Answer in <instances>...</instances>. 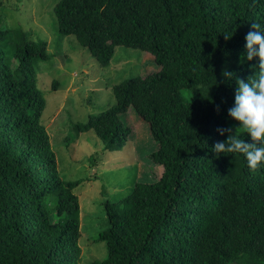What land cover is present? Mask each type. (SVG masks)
Segmentation results:
<instances>
[{
	"label": "trees",
	"instance_id": "trees-1",
	"mask_svg": "<svg viewBox=\"0 0 264 264\" xmlns=\"http://www.w3.org/2000/svg\"><path fill=\"white\" fill-rule=\"evenodd\" d=\"M53 18L102 67L117 46L150 53L159 67L115 85L114 106L73 125L104 151L121 150L131 135L122 116L133 108L158 145L150 160L163 167L158 180L105 202L109 227L97 240L107 257L91 264H264V168L212 151L226 139L218 128L238 126L227 116L236 83L221 72L246 80L256 71L244 38L264 24V0H60ZM50 58L45 41L0 24V264L82 260L81 181L62 178L43 121L37 74Z\"/></svg>",
	"mask_w": 264,
	"mask_h": 264
},
{
	"label": "rangeland",
	"instance_id": "rangeland-1",
	"mask_svg": "<svg viewBox=\"0 0 264 264\" xmlns=\"http://www.w3.org/2000/svg\"><path fill=\"white\" fill-rule=\"evenodd\" d=\"M59 1L0 0V24L8 29L23 28L34 40L48 44L51 58L39 64L37 74L38 87L46 100L43 121L62 178L81 181L75 190L81 209V264H91L107 257L105 242L97 240L109 227L105 202L127 197L138 181L158 180L163 167L150 160L158 145L148 124L133 108L122 116L131 135L121 150L104 151L92 131L77 135L73 125L86 123L90 116L114 106L115 85L128 78L145 77L159 67L152 54L122 46L115 47L110 65L102 67L81 48L75 36L58 34L53 11ZM54 83H58L56 88ZM67 137L72 141L66 149L63 143Z\"/></svg>",
	"mask_w": 264,
	"mask_h": 264
},
{
	"label": "clouds",
	"instance_id": "clouds-1",
	"mask_svg": "<svg viewBox=\"0 0 264 264\" xmlns=\"http://www.w3.org/2000/svg\"><path fill=\"white\" fill-rule=\"evenodd\" d=\"M251 28L244 38V59H255L256 71L246 80L226 69L221 72L224 81L236 83L234 102L227 110V116L238 127L218 128V134L226 135V139L215 143L212 151L216 155L241 154L247 168L256 171L264 168V24L252 23ZM223 36L230 40L233 33L225 32ZM241 131L244 136L240 135ZM245 136L250 142H246Z\"/></svg>",
	"mask_w": 264,
	"mask_h": 264
}]
</instances>
